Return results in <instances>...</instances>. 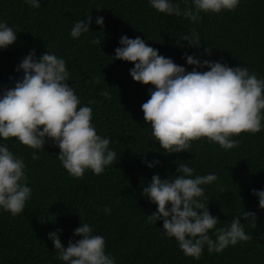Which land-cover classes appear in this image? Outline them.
Masks as SVG:
<instances>
[{
	"label": "trees",
	"instance_id": "16d2710c",
	"mask_svg": "<svg viewBox=\"0 0 264 264\" xmlns=\"http://www.w3.org/2000/svg\"><path fill=\"white\" fill-rule=\"evenodd\" d=\"M40 2L39 8H33L25 0H0V21L17 33L13 45L0 49V94L22 78L16 66L31 50L37 57L46 51L62 57L70 74L67 82L81 104L94 101L92 123L98 135L110 139L109 147L117 156L99 175L88 169L82 177H74L57 158L60 149L51 139L45 149H32L15 138L0 141L23 158L32 188L21 213L0 210V264H66L58 259L48 233L62 229L61 243L67 247L70 239H80L74 236L82 223L80 216L94 227V234L104 237L106 252L116 264H264V209L253 195V189L264 190V127L234 136L239 143L232 149L200 138L185 152H166L145 123L141 108L154 86L134 81L129 71L134 64L114 57L122 35L140 36L187 71L193 66L187 64L185 53L231 67L244 65L264 78V0H240L231 11L202 12L198 22L160 13L149 0ZM174 2L181 9L192 6L191 0ZM87 14L93 17L91 31L72 38L71 27L77 20L86 22ZM98 16L104 18L103 28L95 23ZM193 28L200 34L199 48L181 39ZM93 38L101 44L90 43ZM205 49H211L210 53L205 54ZM102 89L110 92V99L100 94ZM34 151L37 159L32 158ZM145 161L159 164L149 168ZM176 163H187L196 175H217V181L204 186L202 197L221 221L217 227L244 210L256 214V227L245 228L249 240L219 253H209L205 246L200 257L194 258L162 232V221H148L157 206L141 195L143 186L154 174H176ZM105 207L111 212L105 213ZM241 223L248 221L242 218Z\"/></svg>",
	"mask_w": 264,
	"mask_h": 264
},
{
	"label": "clouds",
	"instance_id": "9594fccd",
	"mask_svg": "<svg viewBox=\"0 0 264 264\" xmlns=\"http://www.w3.org/2000/svg\"><path fill=\"white\" fill-rule=\"evenodd\" d=\"M25 3L33 8L41 6L40 0ZM239 3L240 0H191V7L181 9L174 0H149L158 12L184 16L192 22H198L202 12L231 11ZM85 17L86 22L77 20L71 27L72 38L79 39L91 31L93 17L91 14ZM95 23L103 28L104 18L96 17ZM181 39L193 48L202 44L195 28ZM16 41L14 29L0 21V49H7ZM90 43L100 45L101 41L93 38ZM119 45L114 57L134 64L129 70L133 80L154 86L141 108L145 123L150 124L152 135L166 152H185L193 140L200 138L232 149L239 143L234 136L256 133L264 127V78L250 72L247 66L231 67L185 53L187 64L193 66L187 71L140 36L122 35ZM210 51L205 49V54ZM201 68L207 70L199 71ZM16 71L23 72L22 78L0 94V141L15 138L32 149H41L51 139L60 149L57 158L70 175L82 177L88 169L96 175L103 173L116 160L117 153L109 147L110 139L98 135L92 123L90 105L94 101L81 104L67 82L70 74L65 60L48 51L37 57L33 49L21 59ZM100 94L111 98L107 90L102 89ZM32 158H38L35 151ZM145 163L153 168L159 161ZM25 168L23 158L14 154L7 143H0V210L12 215L24 210L32 195ZM194 173L187 163H178L176 174L152 176L141 193L157 206L147 216L148 221L154 224L162 221V232L174 237L183 253L194 258L200 257L205 246L209 253H219L230 245L249 240L245 228L256 227V214L244 210L229 223L217 227L221 221L210 213L202 197L204 186L218 177L215 173ZM253 195L264 209V190L253 189ZM104 212L110 213L111 208L105 207ZM80 217L82 223L74 229V236L80 239H70L67 247L61 243L62 229L48 233L58 259L66 264H116L112 254L106 252L104 237L94 234V227ZM242 218L248 223L242 224Z\"/></svg>",
	"mask_w": 264,
	"mask_h": 264
}]
</instances>
